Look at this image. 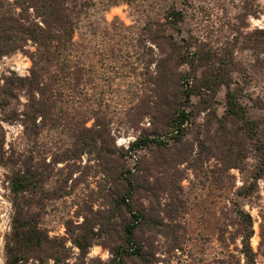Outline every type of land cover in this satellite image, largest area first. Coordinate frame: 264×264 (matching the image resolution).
Segmentation results:
<instances>
[{
    "label": "rangeland",
    "instance_id": "obj_1",
    "mask_svg": "<svg viewBox=\"0 0 264 264\" xmlns=\"http://www.w3.org/2000/svg\"><path fill=\"white\" fill-rule=\"evenodd\" d=\"M91 1L76 37L88 55L82 94L74 100L64 96L59 107L95 112L110 124L111 146L117 152L114 161L121 159L140 185L130 203L150 220V226L137 233L138 244L148 253L147 264H264L261 144L251 140L241 121L224 118L225 87L215 96L202 90L192 99L182 142L172 140L167 149L151 148L126 158L121 154L155 129L159 51L150 42V30L172 4L185 14L183 37L191 52L180 71L191 78L189 85H195V75L201 80L208 74L227 73L233 88L241 89L248 117L256 121L258 139L264 143V48L251 46L253 33L264 30V0ZM25 49L0 59L2 86L7 79L30 75L29 53L35 48L29 42ZM26 103V94L19 92L14 102L19 113ZM94 123L95 119L88 127ZM0 126L9 154L20 153L44 178L23 196L27 216L51 239L69 238L68 227L75 233L80 225L86 228L93 245L89 253L81 257L69 241L65 264H109L129 217L119 216L116 201L128 187L119 184L116 174H105L94 156H71L74 143L64 122L56 129L45 128L40 136L20 122ZM225 133L230 137L227 143ZM7 175L0 166V264H5L13 219ZM241 212L252 218L253 262L245 255L247 226ZM135 263L142 264L128 259V264Z\"/></svg>",
    "mask_w": 264,
    "mask_h": 264
},
{
    "label": "trees",
    "instance_id": "obj_2",
    "mask_svg": "<svg viewBox=\"0 0 264 264\" xmlns=\"http://www.w3.org/2000/svg\"><path fill=\"white\" fill-rule=\"evenodd\" d=\"M92 4L91 0H14L13 4L10 0H0V59L26 50L29 42L35 48L34 52L29 53L33 63L30 75L7 79L4 86L0 83V122H20L27 131L37 136L42 135L45 128L56 129L64 122L74 143L71 156H94L100 161L105 174H116L119 184L128 187L127 193L119 195L116 201L115 210H119V216L126 214L129 217L124 219L122 243L112 252L109 264H128V259L147 264L148 253L138 244L137 233L150 226V220L146 214L136 211L130 203L140 185L136 183L132 171L121 164V159L119 162L114 161L117 152L116 147L111 146L110 124L102 121L104 117L98 113L81 112L74 107H59L64 96L74 100L77 95L82 94L80 87L86 77L84 62L88 55L86 48L79 44L76 37ZM19 9L21 12L17 13ZM184 21L183 10L172 4L163 17L153 23L150 42L159 51L155 70L157 123L149 136L140 137L127 151L122 150V157L151 148L167 149L172 140L182 142L185 126L191 120L188 107L192 99L202 90L215 96L225 87L224 118L241 121L243 130L248 131L251 140H259L262 154L260 158L264 165V143L258 139L260 133L257 123L248 117L241 89L233 88V79L225 72L208 74L201 80L195 75L192 77L195 85H189L191 78L180 71L188 63L191 52L183 37ZM253 37V49L264 48V30L256 31ZM97 54L102 56V51H97ZM196 55L197 52L191 57ZM19 92L27 96L25 109L21 113L14 105ZM70 109L72 112H69ZM94 119L95 123L88 127V123ZM223 140L224 143L230 140L228 133L223 134ZM6 144L5 135L0 136V166L8 173L13 196L12 231L6 240L5 264H28L31 260L39 264H52L50 261L53 264H65L70 258V250L67 248L69 241L80 250L81 257H85L93 245L89 242L90 236L83 225L76 227V233L68 227L69 238L51 239L37 221L27 216L23 196L42 184L44 178L22 160L20 153L9 154L5 149ZM240 216L247 226L245 255L248 261L253 262L250 247L254 234L252 218L242 212Z\"/></svg>",
    "mask_w": 264,
    "mask_h": 264
}]
</instances>
